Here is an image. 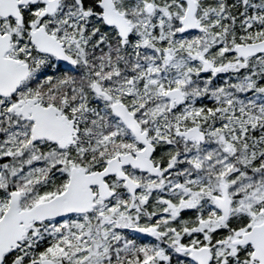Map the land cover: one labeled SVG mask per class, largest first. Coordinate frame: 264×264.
I'll list each match as a JSON object with an SVG mask.
<instances>
[{
	"label": "snow or ice",
	"instance_id": "obj_1",
	"mask_svg": "<svg viewBox=\"0 0 264 264\" xmlns=\"http://www.w3.org/2000/svg\"><path fill=\"white\" fill-rule=\"evenodd\" d=\"M0 264H264V0H0Z\"/></svg>",
	"mask_w": 264,
	"mask_h": 264
}]
</instances>
